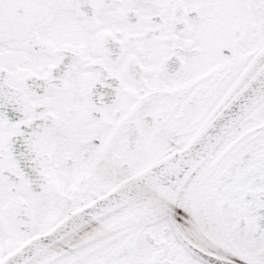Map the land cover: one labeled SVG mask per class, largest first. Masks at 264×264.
Returning a JSON list of instances; mask_svg holds the SVG:
<instances>
[{"label": "snow or ice", "instance_id": "1", "mask_svg": "<svg viewBox=\"0 0 264 264\" xmlns=\"http://www.w3.org/2000/svg\"><path fill=\"white\" fill-rule=\"evenodd\" d=\"M0 264H264V0H0Z\"/></svg>", "mask_w": 264, "mask_h": 264}]
</instances>
